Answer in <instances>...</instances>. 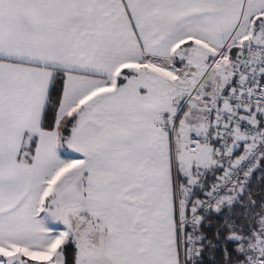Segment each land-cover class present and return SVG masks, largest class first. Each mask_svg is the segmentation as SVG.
I'll use <instances>...</instances> for the list:
<instances>
[{"label": "snow or ice", "instance_id": "6c2138e0", "mask_svg": "<svg viewBox=\"0 0 264 264\" xmlns=\"http://www.w3.org/2000/svg\"><path fill=\"white\" fill-rule=\"evenodd\" d=\"M0 264H264V0H0Z\"/></svg>", "mask_w": 264, "mask_h": 264}, {"label": "trees", "instance_id": "16d2710c", "mask_svg": "<svg viewBox=\"0 0 264 264\" xmlns=\"http://www.w3.org/2000/svg\"><path fill=\"white\" fill-rule=\"evenodd\" d=\"M261 182H260V173L256 174V179L252 182L251 189L253 198L258 197L261 194Z\"/></svg>", "mask_w": 264, "mask_h": 264}]
</instances>
